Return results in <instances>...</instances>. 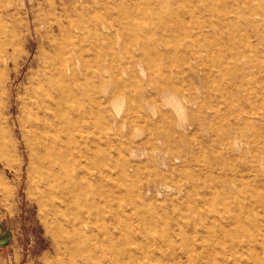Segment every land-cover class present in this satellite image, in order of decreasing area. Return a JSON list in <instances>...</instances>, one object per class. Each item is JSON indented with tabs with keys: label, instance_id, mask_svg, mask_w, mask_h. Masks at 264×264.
Wrapping results in <instances>:
<instances>
[{
	"label": "rangeland",
	"instance_id": "rangeland-1",
	"mask_svg": "<svg viewBox=\"0 0 264 264\" xmlns=\"http://www.w3.org/2000/svg\"><path fill=\"white\" fill-rule=\"evenodd\" d=\"M138 1L0 0V264H264V0Z\"/></svg>",
	"mask_w": 264,
	"mask_h": 264
},
{
	"label": "bare ground",
	"instance_id": "bare-ground-1",
	"mask_svg": "<svg viewBox=\"0 0 264 264\" xmlns=\"http://www.w3.org/2000/svg\"><path fill=\"white\" fill-rule=\"evenodd\" d=\"M138 1V0H137ZM148 1V0H147ZM159 1V0H158ZM153 2V1H152ZM151 2V3H152ZM154 2H155V0H154ZM163 2H165L164 0H163ZM175 2V1H174ZM138 3H139V1H138ZM137 4V3H136ZM153 4V3H152ZM164 4V3H163ZM159 5H161L160 3H159ZM138 6V5H137ZM139 6H141V5H139ZM154 7V6H153ZM152 7V9H154ZM157 7V6H156ZM166 7V6H165ZM151 9V10H152ZM157 9V8H156ZM159 9H161L160 7H159ZM182 9V8H181ZM163 10V9H162ZM161 11V10H160ZM166 11V10H165ZM164 10H163V12H165ZM155 12V11H154ZM162 12V13H163ZM156 14V13H155ZM159 15V14H158ZM152 16V15H151ZM154 16V15H153ZM161 17V16H160ZM162 18H165V16L163 17V15H162ZM168 19H170V18H168ZM163 20V19H162ZM168 20H167V18H166V22H167ZM173 21V20H172ZM159 22H160V20H159ZM165 22V21H164ZM174 22V21H173ZM160 24V23H159ZM165 24H163V26H164ZM170 25V24H169ZM172 25V24H171ZM202 28H204V26H202ZM170 29V28H169ZM198 29H199V27H198ZM207 30V29H206ZM160 31V30H159ZM202 31V30H201ZM203 32V31H202ZM205 32V31H204ZM203 32V33H204ZM206 34V33H205ZM163 57H164V55H163ZM162 57V58H163ZM166 57V56H165ZM198 58V57H197ZM185 59V58H184ZM132 62V61H131ZM191 62V61H190ZM238 63V62H237ZM223 65V64H222ZM116 68H118V67H116ZM192 69V68H191ZM201 69V68H200ZM58 75V74H57ZM112 78H113V76H112ZM39 94V93H38ZM57 98V97H56ZM46 104V98L45 97H41V98H39L38 99V101H37V105H40V107H43V105H45ZM33 105H35V104H33ZM95 106V105H94ZM60 107V106H59ZM87 107V106H86ZM49 108V107H48ZM50 109V108H49ZM41 113V112H40ZM55 117L53 116V115H46V113L45 112H42V115H37L36 116V120H35V125H34V127H35V131H37V133H38V144L42 147V150H43V157H42V164H43V166H42V168L44 169H47V172H49V173H47V177H46V180H45V189H49V190H51V192H52V190H55V189H57V188H60V189H62V190H65V191H67V193H68V195H71V197H69L68 198V196L67 197H65V199L66 198H68V200H66L65 201V205H67L68 203H70L71 205H75L76 207H78V206H80V204H78L80 201H86L87 202V195H86V190H84V192H80V189H81V186H82V184L80 183V182H78L76 179H78V178H76V177H78V175H74V173H73V166H76L77 165V158H75V157H73V158H71V159H68V157L66 156V154H68V152L69 151H71L72 149V147H70V146H67L66 147V149H63L62 148V146L60 145V143H59V138H58V135H57V132H55V134L54 133H52L51 132V130H50V127L51 126H48V123L52 120V119H54ZM92 118V117H91ZM94 120V119H93ZM90 121V120H89ZM88 128V127H87ZM86 128V129H87ZM54 130H55V128H54ZM60 132H61V130H60ZM78 138V137H77ZM87 141V140H86ZM89 141V140H88ZM91 141V140H90ZM87 143H89V142H87ZM94 143V142H93ZM82 144V143H81ZM83 146V145H82ZM85 151H86V149H85ZM82 152V151H81ZM69 154H71V153H69ZM88 154V153H87ZM90 154V153H89ZM85 158V157H84ZM84 162V161H83ZM92 162V161H91ZM94 162V161H93ZM79 164V163H78ZM127 165H128V163H127ZM81 166V165H80ZM79 166V167H80ZM96 166V165H95ZM100 166V165H99ZM97 167V166H96ZM80 169H82L81 167H80ZM98 172V171H97ZM99 173V172H98ZM101 173V172H100ZM106 173V172H105ZM81 175V174H80ZM111 175V174H110ZM80 178V177H79ZM69 181V185H66L65 184V181ZM97 181V180H96ZM102 181V180H101ZM230 182V181H229ZM86 183V182H85ZM85 183H83V184H85ZM98 183V182H97ZM100 183V182H99ZM103 183V182H102ZM118 183V182H117ZM225 183V182H224ZM225 184H227V183H225ZM99 185V184H98ZM229 185V184H228ZM227 186V185H226ZM113 187V186H112ZM43 188V187H42ZM86 189H87V187H86ZM111 189V188H110ZM48 190V191H49ZM113 190V189H112ZM98 191V190H97ZM61 192V191H60ZM63 192V191H62ZM98 193H99V191H98ZM62 194H60V196H61ZM59 196V197H60ZM64 196H65V194H64ZM107 196V195H106ZM105 196V197H106ZM58 197V198H59ZM100 197H101V200H104L103 202H105V204H106V206L104 207V209H102V210H98V209H96L94 206H93V204L91 203V205H89L87 208H88V211L91 213V215H94L95 217H96V219L98 220V219H100V220H98V221H100V222H104V223H108V225L109 224H111V225H113V226H116L117 228H120L121 227V225H122V223L120 222V220H122L121 218H119V212H118V210H116V206L114 205V201L113 200H109V201H112L113 202V205H107V198H105V197H103V195L102 194H100ZM60 199V198H59ZM64 199V198H63ZM98 200V199H97ZM57 203V202H56ZM59 204V203H58ZM57 204V205H58ZM101 204V203H100ZM61 206V205H60ZM70 206V205H69ZM52 207V206H51ZM66 208L68 209V206H66ZM65 208V209H66ZM100 208H102V207H100ZM56 210V209H55ZM55 210H53V211H55ZM52 211V212H53ZM57 213H58V211H57ZM56 214V213H55ZM57 215V214H56ZM98 215V216H97ZM122 215V214H121ZM128 216V215H127ZM133 216V215H132ZM124 217V216H123ZM131 217V216H130ZM219 218V217H218ZM124 220H126V219H124ZM123 220V221H124ZM127 220H128V218H127ZM122 221V222H123ZM130 221H132V220H130ZM129 222V221H128ZM127 222V223H128ZM103 223V224H104ZM123 223H125V222H123ZM127 223H125L127 226H129ZM132 224V223H131ZM130 224V225H131ZM111 225H110V228H108V229H110V230H112V229H114V228H111ZM124 225V224H123ZM122 225V226H123ZM131 226H133V225H131ZM101 227V226H100ZM116 227H115V229H116ZM226 227V226H225ZM123 228V227H122ZM121 228V229H122ZM131 228V227H130ZM108 229H106V230H108ZM120 229V230H121ZM106 230H105V232H106ZM253 230V229H252ZM115 231V230H114ZM125 231V230H124ZM99 232V231H98ZM122 233H123V229H122V231H121ZM121 232H119V230H118V233L120 234ZM92 233V232H91ZM114 233V232H113ZM98 234V233H97ZM99 234H101L100 232H99ZM107 234H109L110 235V233H107ZM123 234H125V233H123ZM128 234V233H127ZM126 234V235H127ZM115 235H116V233H115ZM120 236H121V234H120ZM130 236V235H129ZM100 237V236H99ZM115 237H117V236H115ZM205 237V236H204ZM119 238V237H118ZM117 238V239H118ZM127 238V237H126ZM125 238V239H126ZM116 239V240H117ZM128 239V238H127ZM113 240V239H112ZM112 240H110L111 242H112ZM119 240H124V237L123 236H121L120 238H119ZM118 241V240H117ZM122 242V241H121ZM131 242V241H130ZM133 242V241H132ZM117 243V242H116ZM123 245V244H122ZM121 245V246H122ZM129 245V244H128ZM125 246V245H124ZM123 246V247H124ZM62 247V246H61ZM63 248V247H62ZM64 248H67V247H64ZM120 247L118 246V248L117 249H119ZM66 250V249H65ZM93 250L94 249H92L91 251L93 252ZM122 250V249H121ZM87 251H90V249L89 250H87ZM90 251V252H91ZM107 251V249H105V252ZM115 251V250H114ZM118 251V250H117ZM117 251H115L116 253H117ZM123 251V250H122ZM131 251V250H130ZM95 252H96V250H95ZM95 252H94V254H95ZM99 252V251H98ZM101 252V251H100ZM112 253H114V252H112ZM119 253V252H118ZM117 253V254H118ZM121 253V252H120ZM124 253V252H123ZM129 253H131V252H129ZM128 253V254H129ZM140 253V252H139ZM205 253V252H204ZM87 254H88V252H87ZM91 254V256H93L92 255V253H90ZM109 254V253H108ZM111 254V253H110ZM133 255V254H132ZM138 255V254H137ZM89 256V255H88ZM111 256V255H110ZM119 256V255H118ZM124 256L126 257V256H128V255H126L125 253H124ZM133 256H136V254H134ZM95 257V256H94ZM106 257V256H105ZM124 257V258H125ZM115 258V257H114ZM126 258H128V257H126ZM199 259V258H198ZM116 260V259H115ZM137 260V259H136ZM106 261V260H105ZM120 261V260H119ZM200 261V260H199ZM108 262H110V261H108ZM116 263V262H115ZM147 263V262H146ZM110 264V263H109Z\"/></svg>",
	"mask_w": 264,
	"mask_h": 264
},
{
	"label": "water",
	"instance_id": "water-1",
	"mask_svg": "<svg viewBox=\"0 0 264 264\" xmlns=\"http://www.w3.org/2000/svg\"><path fill=\"white\" fill-rule=\"evenodd\" d=\"M12 236L10 230L6 229V227L0 221V246H5L8 244Z\"/></svg>",
	"mask_w": 264,
	"mask_h": 264
}]
</instances>
